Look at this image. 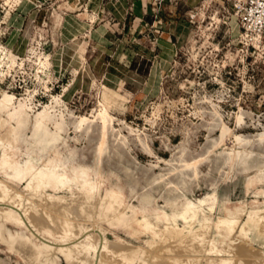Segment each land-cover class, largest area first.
Listing matches in <instances>:
<instances>
[{
  "label": "rangeland",
  "instance_id": "rangeland-1",
  "mask_svg": "<svg viewBox=\"0 0 264 264\" xmlns=\"http://www.w3.org/2000/svg\"><path fill=\"white\" fill-rule=\"evenodd\" d=\"M242 3L171 0L153 8L149 0H0V99L14 96L13 106L21 107L26 119L19 149L27 156L37 129L44 127L60 135L51 145L54 152L91 165L105 129L98 112L105 109L108 148L101 165L111 186L120 183L127 191L134 185L138 194L154 193L162 206L160 198L169 189L161 188L163 182H177L178 169L187 181L179 187L190 198L216 191L214 220L224 203L248 209L254 202L264 203V181L247 192L248 179L259 169L234 166L228 178L224 154L213 152L227 127L247 140L249 165L264 161V35L245 31L238 8ZM167 38L172 49L166 48V55L161 43ZM233 143L230 139L228 146ZM197 160L194 180L186 165ZM163 174L164 179L147 186ZM3 203L0 209L23 214ZM128 203L137 205L131 197ZM101 218L109 241L140 244L129 235L133 223L118 225L108 213ZM94 230L103 234L97 227L89 231ZM34 232L51 246L60 245ZM184 233L183 228L161 234L154 230L150 236L157 243L145 246L147 259L163 257L174 264L180 257L206 264L190 244L172 253L159 251L161 242L175 246ZM204 233L209 250L231 258L222 244L213 246L211 229ZM257 240L255 248L264 252V240ZM10 248L0 245V264L30 263Z\"/></svg>",
  "mask_w": 264,
  "mask_h": 264
},
{
  "label": "bare ground",
  "instance_id": "bare-ground-1",
  "mask_svg": "<svg viewBox=\"0 0 264 264\" xmlns=\"http://www.w3.org/2000/svg\"><path fill=\"white\" fill-rule=\"evenodd\" d=\"M244 2L238 5L239 9L243 8ZM249 30L259 34L256 30ZM13 100L14 96L9 94H4L0 99V202L20 209L23 214L9 208L0 209V245L5 248L10 245V251L18 252L21 259L26 258L30 262L28 264H153L152 260L171 264L170 259L163 257L147 259L145 246L157 243L150 236L154 230L161 234L163 230L181 228L185 233L174 241L176 245L166 244L164 240L160 243L159 251L172 253L190 244L195 246L196 253H202L201 258L206 264H264V252L254 245L255 240H264V203L254 202L251 209L244 204L224 203L214 220L213 215L219 204L216 191L206 193L203 199L190 198L179 187L185 179H182V170L178 169L175 171L181 177L177 182H163L161 188L169 189L167 195L160 198L162 206H158L154 193L145 191L138 194L134 185L127 191L120 183L111 186L112 181L105 179L101 165L108 148L106 124L109 115L105 109L98 112L105 129L100 144L92 150L94 160L91 165L77 163L68 153L54 152L51 145L60 140V135L52 134L44 127L37 129L35 142L25 156L18 145L26 119L21 107L13 106ZM237 119L242 123V117ZM84 123L82 119L79 124ZM220 137L213 152L221 149L224 154L223 164L228 166V178L234 166L241 167L242 171L259 169V173L247 181V192L251 188L256 189L257 184L264 181V161L249 165L252 163L248 161L252 152L247 147L248 142L231 129L224 127ZM263 138L264 134H261L260 139ZM230 139L234 141L232 147L228 146ZM48 151L53 154H48ZM199 164L197 160L186 165L191 172L189 178L197 179ZM127 167L125 169L129 173ZM165 175L154 176L147 186L161 181ZM23 183L26 186L21 189ZM171 187L181 192L173 193ZM262 194L264 196V190ZM129 197L137 205L129 204ZM103 213H108L118 225L133 223L135 229L129 235L140 244L109 241L101 228ZM9 225L15 226L16 230L9 229ZM96 227L103 234H96V230L91 234L90 228ZM206 229H211L213 246L222 244V249L231 258L225 259L214 252L215 248H207ZM35 230L41 232L49 242L60 245L54 247L38 239ZM169 240L172 239L167 238ZM206 253L208 256H205ZM173 262L202 264L200 259L180 257L173 259Z\"/></svg>",
  "mask_w": 264,
  "mask_h": 264
},
{
  "label": "built area",
  "instance_id": "built-area-1",
  "mask_svg": "<svg viewBox=\"0 0 264 264\" xmlns=\"http://www.w3.org/2000/svg\"><path fill=\"white\" fill-rule=\"evenodd\" d=\"M171 0H149L153 8H159ZM242 11V24L246 32L256 30L264 35V0H245Z\"/></svg>",
  "mask_w": 264,
  "mask_h": 264
},
{
  "label": "crops",
  "instance_id": "crops-1",
  "mask_svg": "<svg viewBox=\"0 0 264 264\" xmlns=\"http://www.w3.org/2000/svg\"><path fill=\"white\" fill-rule=\"evenodd\" d=\"M169 41H170L169 38H167L165 42L161 43V45L165 48V49H163V50H165V51H164V54H166V55H167V53H166V48H170V49H172V45L170 44ZM168 55H169V54H168ZM166 58H168V57H166Z\"/></svg>",
  "mask_w": 264,
  "mask_h": 264
}]
</instances>
